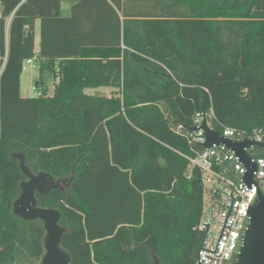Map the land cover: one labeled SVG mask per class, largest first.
I'll return each mask as SVG.
<instances>
[{
  "label": "trees",
  "instance_id": "obj_1",
  "mask_svg": "<svg viewBox=\"0 0 264 264\" xmlns=\"http://www.w3.org/2000/svg\"><path fill=\"white\" fill-rule=\"evenodd\" d=\"M211 109L217 129H264V0H0V264L43 251V222L13 212L14 152L68 180L37 198L61 211L72 264H195L201 146L177 128Z\"/></svg>",
  "mask_w": 264,
  "mask_h": 264
},
{
  "label": "built area",
  "instance_id": "obj_2",
  "mask_svg": "<svg viewBox=\"0 0 264 264\" xmlns=\"http://www.w3.org/2000/svg\"><path fill=\"white\" fill-rule=\"evenodd\" d=\"M26 62L35 64L36 58L27 59ZM56 81H59V77H57ZM204 112L207 126L212 130L219 131L220 135L232 137L234 140H244L247 138V140L254 139L264 143L263 128H257L250 132L238 130L230 126H222L221 129H217L213 124L215 117L213 110ZM203 123V111H198L193 117L191 127L201 126ZM177 131L184 133L192 144L201 146L190 159L191 165L199 168L203 184V206L198 229L203 233L204 241L202 240L203 244L201 243L203 248L199 247L200 251L198 249L199 257H196L195 264L199 263V260L204 264H223L232 254L257 186L254 182L252 189H248L244 185L242 177L247 167L237 159L235 150L230 149L223 143L204 147L199 143V141L205 142L206 140L203 128L193 130L179 125ZM245 151L257 163V170L252 175V179L258 181L264 187V156L260 155V152L264 151V145L253 142L246 147ZM230 193L235 197L232 208L230 203H232L233 197L230 196ZM230 208L231 211L228 213ZM226 214H229V216L225 224ZM204 222H210L207 233V226L203 225ZM224 224L225 227L223 229ZM222 229L223 232L220 237ZM217 244L219 246L216 249ZM204 248L213 251L216 249V252L211 253L210 250Z\"/></svg>",
  "mask_w": 264,
  "mask_h": 264
},
{
  "label": "water",
  "instance_id": "obj_3",
  "mask_svg": "<svg viewBox=\"0 0 264 264\" xmlns=\"http://www.w3.org/2000/svg\"><path fill=\"white\" fill-rule=\"evenodd\" d=\"M203 115L204 123L201 126L190 127L193 130L199 128L205 130L206 140L205 142L199 141V143L204 147H211L212 145L223 143L230 149L235 150L237 159L247 167L242 177L244 185L248 189H252L254 182L257 186L256 193L250 202L232 254L223 264H264V187H262L258 181L252 179V175L257 170V163L245 151L246 147L253 142L260 145H264V143L254 139L247 140L246 138L244 140H234L232 137L222 136L219 131L212 130L207 126L204 111ZM12 156L19 160V166L26 176V179L21 181L20 184L21 194L14 200L13 212L23 219L41 220L44 224L45 231L42 239L43 251L38 264H72L71 254L62 245V239L67 228L60 223L62 216L61 211L56 207L40 206L37 198V193L47 194L52 189L63 188L64 185H68V180H56L53 175L46 171L34 173L27 166L26 156L23 152H14ZM230 196L233 197V201L230 203L232 208L235 197L231 195V193ZM231 208L228 210V213H230ZM226 215L225 224L229 214ZM209 224L210 222L203 223V225L207 226L206 233ZM223 229L221 230L220 237ZM203 241L201 242L202 244ZM218 246L217 244L216 249ZM200 248H203L202 245ZM216 249L215 251L210 249L207 250H210L211 253H215ZM197 256L199 257V252ZM155 263L161 264L156 257ZM197 264L204 263L199 260Z\"/></svg>",
  "mask_w": 264,
  "mask_h": 264
},
{
  "label": "rangeland",
  "instance_id": "obj_4",
  "mask_svg": "<svg viewBox=\"0 0 264 264\" xmlns=\"http://www.w3.org/2000/svg\"><path fill=\"white\" fill-rule=\"evenodd\" d=\"M36 43L38 44V36L36 37ZM38 69L32 65V63L24 62V70L21 76V95L22 96H36L39 94V89L36 87V80L38 79ZM113 90L111 87H100L97 89L89 88L86 91L90 94L96 92L110 93ZM54 92V80L49 81V93Z\"/></svg>",
  "mask_w": 264,
  "mask_h": 264
},
{
  "label": "crops",
  "instance_id": "obj_5",
  "mask_svg": "<svg viewBox=\"0 0 264 264\" xmlns=\"http://www.w3.org/2000/svg\"><path fill=\"white\" fill-rule=\"evenodd\" d=\"M65 8L68 9L69 8V4H65ZM40 27H41V20L40 19H37L36 20V30H35V33H36V37L38 36V44L36 43V49L35 51L38 52L39 49H40ZM34 67H36L38 69V72H39V66H38V63L37 61L35 62V64H32ZM38 76H39V73H38Z\"/></svg>",
  "mask_w": 264,
  "mask_h": 264
}]
</instances>
